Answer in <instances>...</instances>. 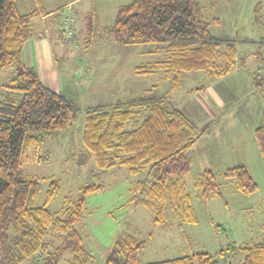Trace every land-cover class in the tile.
<instances>
[{
	"label": "trees",
	"instance_id": "1",
	"mask_svg": "<svg viewBox=\"0 0 264 264\" xmlns=\"http://www.w3.org/2000/svg\"><path fill=\"white\" fill-rule=\"evenodd\" d=\"M39 12L24 13L18 0H0V71L14 68L0 91V264H32L38 258L39 264H59L66 253L71 264H98L84 246L77 224L87 210L89 194L103 184L82 185L62 215H56L48 203L60 193V181L50 182L43 205H32L40 193L41 179L23 167L30 149L72 127L82 110L64 93L49 88L24 62L23 47L34 35L32 19ZM255 19L264 32V15L257 14ZM219 23L220 18L211 17L200 0H130L120 5L114 23L104 29L106 37L121 45L156 44L163 58L139 65L135 72L162 69L170 85L164 95L157 94L154 86L131 99L88 107L85 150L77 162L83 165L93 158L102 171L124 165L130 173L148 172V179L131 185V201L150 209L159 224L175 217L180 222L197 221L184 177L192 168L189 152L207 126L197 125L172 101L171 93L182 86L185 72L203 71L216 80L241 68L244 61L238 62L237 40L211 31ZM254 135L264 161V107ZM223 174L243 193L260 189L245 164L228 167ZM198 175L195 186L203 198L221 194L212 169ZM144 247L145 241L135 235H120L103 264H224L206 251L142 262ZM241 250L245 256L240 264H264V238Z\"/></svg>",
	"mask_w": 264,
	"mask_h": 264
},
{
	"label": "rangeland",
	"instance_id": "2",
	"mask_svg": "<svg viewBox=\"0 0 264 264\" xmlns=\"http://www.w3.org/2000/svg\"><path fill=\"white\" fill-rule=\"evenodd\" d=\"M129 1L18 0L22 12L40 11L32 19L34 34L39 30L49 32L56 25L51 28V36L58 66L64 73V94L82 109L72 127L53 133L39 147L28 151L23 167L41 179L40 193L32 205H43L50 182L59 180L61 191L48 207L62 215L82 185L101 183V189L89 194L87 210L77 224L84 246L93 252L98 264L105 262L115 240L125 234L145 241L140 253L142 262L206 251L224 264H240L245 256L241 247L264 238V161L254 135L262 123L264 107V32L255 19L257 14L264 15V0H200L211 17L221 20L211 26L212 33L234 37L238 62L242 58L244 63L218 78L229 97L219 109L209 103L208 92L198 89L208 84L207 88L212 80L203 71L185 72L182 86L171 93L172 101L180 108L190 106L195 110L191 119L200 127L207 126V131L191 149L192 168L184 177L197 221L180 222L175 217L167 224L156 223L150 209L131 201V185L148 179V172L130 173L124 165L102 171L93 158L83 165L77 162L85 150L83 130L88 107L131 99L154 86L159 95L169 89L162 69L148 74L135 72V67L163 58L156 44L121 45L104 35L105 27L114 23L120 5ZM67 8L71 37L63 28ZM49 12L47 23L51 27L46 28L40 18L41 13ZM13 73L14 68L0 71V91ZM240 82L248 91L239 88ZM239 164L252 171L260 186L256 193L241 192L233 179L224 176L228 167ZM207 168L214 171L221 194L203 198L195 180ZM70 259L66 253L59 264H71Z\"/></svg>",
	"mask_w": 264,
	"mask_h": 264
},
{
	"label": "crops",
	"instance_id": "3",
	"mask_svg": "<svg viewBox=\"0 0 264 264\" xmlns=\"http://www.w3.org/2000/svg\"><path fill=\"white\" fill-rule=\"evenodd\" d=\"M50 14H51L50 12L41 13L40 19H42L41 21H43V23L45 21L44 25L46 26V28L51 27V24L47 23ZM54 26L56 25L54 24L52 27L54 28ZM51 28H49L48 30L49 32H46L44 30H39L36 34L33 35V37L29 38L25 42L23 47V59L27 66L33 67L37 71L41 80L49 88H51L56 92L65 93V90L67 91V88L65 86L64 73L60 70V67L58 66L57 63V54L54 47V40L51 36V30H52ZM55 34L58 36L57 33ZM220 82L223 83V81H220V79L216 81L211 80L210 82L211 85L209 84V86L206 88V86L208 85L207 84L205 87H200L199 89L201 90V92H204V94L208 92L209 95L208 98L210 99L209 103L216 109L221 108L220 105H223L225 104V102L229 101V97L223 91L222 89L223 85ZM238 86L240 89L248 91V88L243 89V87L245 86H243L241 82L238 84ZM81 95H84V92H82ZM185 108L186 109L184 110L190 116L196 115L195 110L190 106L189 107L186 106ZM207 109L210 110V107H207ZM197 145L198 142L194 147H192V150L195 149ZM192 150H190L189 155L190 153H193ZM190 157L192 158L193 161L194 157L192 155Z\"/></svg>",
	"mask_w": 264,
	"mask_h": 264
},
{
	"label": "built area",
	"instance_id": "4",
	"mask_svg": "<svg viewBox=\"0 0 264 264\" xmlns=\"http://www.w3.org/2000/svg\"><path fill=\"white\" fill-rule=\"evenodd\" d=\"M64 18H63V28L64 31L67 32L68 30V35L71 37L73 35V31L70 29L69 30V22H70V10L67 8L63 12ZM32 264H39V258L37 260H33Z\"/></svg>",
	"mask_w": 264,
	"mask_h": 264
}]
</instances>
